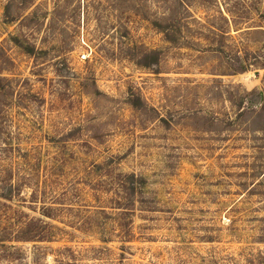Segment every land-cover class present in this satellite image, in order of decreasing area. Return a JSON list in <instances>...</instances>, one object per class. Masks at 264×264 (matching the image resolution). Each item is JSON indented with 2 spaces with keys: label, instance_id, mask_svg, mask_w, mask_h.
<instances>
[{
  "label": "rangeland",
  "instance_id": "rangeland-1",
  "mask_svg": "<svg viewBox=\"0 0 264 264\" xmlns=\"http://www.w3.org/2000/svg\"><path fill=\"white\" fill-rule=\"evenodd\" d=\"M182 2L0 0V264H264V100L239 115L213 83L264 92V0ZM178 13L166 44L152 23ZM237 53L248 71L216 75Z\"/></svg>",
  "mask_w": 264,
  "mask_h": 264
},
{
  "label": "trees",
  "instance_id": "trees-1",
  "mask_svg": "<svg viewBox=\"0 0 264 264\" xmlns=\"http://www.w3.org/2000/svg\"><path fill=\"white\" fill-rule=\"evenodd\" d=\"M176 4H178L179 8H183V2L182 0H176ZM113 10L118 11V8H114ZM183 11H186L185 9ZM167 15H165L163 18L156 20V23H152L153 27H155L156 29H158L164 36V42L166 44H171L172 42V35L171 33L174 30L175 35H180L182 34L186 29L185 25L182 23V16L181 13H178V17L175 18V21L173 23H171V17L168 18L166 17ZM169 20V21H168ZM195 23H199L197 21H195ZM210 30L212 31V36L219 41L228 39L227 36V32L221 31L219 28L214 27L210 28ZM209 30V31H210ZM175 41H179V40H175ZM182 41V40H180ZM223 42V41H222ZM179 43V42H178ZM179 46L184 45L183 42H180L178 44ZM164 51L163 49H149L147 48L145 45H137L136 46V53L132 56H130V58L132 59L131 62L134 64V66L143 69V70H151L153 71L154 74H160L161 72V64L163 62L164 59ZM217 59L220 62H225L227 61V67L224 66V64H222V66L224 67L223 70L221 69V72H219V76H235L238 74H244L248 71V67L249 65L243 60L242 57L239 56V54L237 53L236 55L233 56V58L231 57H227L224 56V58H222V56L220 55L219 57H217ZM214 75V74H211ZM3 81H7L3 78H0V92L2 90H6V89H11V87L9 86V88H7L8 86H3L2 83ZM214 84H219L220 86L218 88H216L217 93H219V97L225 102V103H229V105H231V108H236L237 112L239 115H250V114H263L262 111L257 112V108L253 105V98H255L256 96L259 97L260 101L263 102L264 100V92H259L258 90H253V91H248L245 87H243L241 84H229L226 85L224 84L222 79H214L213 80ZM129 84V83H128ZM130 87H128L127 92H125V100L123 102V104L128 107L131 108L135 113H140L141 115H145L147 119H155L156 117H160V113L158 112V110L153 107L152 105H149V102L146 98V96L144 95L143 90L137 86L136 84H132L130 82ZM208 90V88H206ZM235 90V92L233 91ZM209 91V90H208ZM264 107V105H263ZM261 110V109H260ZM259 117H261L259 115ZM126 180L124 182V186H122L121 190H120V194L121 195L119 197V199L117 200V203H121V200H124L125 202H131L132 200H134V197L136 196V192H137V187L138 182L135 178L134 175H130V177L126 176ZM122 205V204H120ZM35 222V221H34ZM34 222H27L23 228H32V225L34 224ZM21 228V227H20ZM18 234H20L18 236ZM17 242H27V241H34L32 240L33 238H29L28 233L26 232L25 229L20 230L19 232H17ZM15 242V241H12ZM4 241H0L1 245H5L3 244Z\"/></svg>",
  "mask_w": 264,
  "mask_h": 264
}]
</instances>
